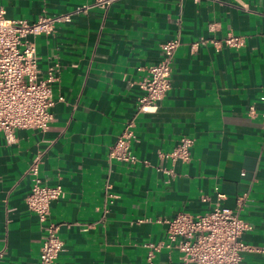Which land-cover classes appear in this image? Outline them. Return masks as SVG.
Masks as SVG:
<instances>
[{
  "label": "crops",
  "instance_id": "obj_1",
  "mask_svg": "<svg viewBox=\"0 0 264 264\" xmlns=\"http://www.w3.org/2000/svg\"><path fill=\"white\" fill-rule=\"evenodd\" d=\"M92 1L0 6L7 18L32 21ZM178 30L170 89L155 112L136 114L140 67L156 63L160 44ZM227 33L244 44L191 47ZM34 40L39 76L56 68L53 120L45 132L17 129L10 143L0 132V264L37 262L42 232L25 196L38 154L42 182L64 191L50 204L64 242L54 264H148L142 243L167 242L157 220L210 210L216 186L230 208L246 194L240 216L252 228L241 239L252 249L240 264H264V0H114ZM131 118L140 161L109 162L108 147ZM181 136L194 140L190 160L161 159L158 151ZM153 264H181L180 254L163 245Z\"/></svg>",
  "mask_w": 264,
  "mask_h": 264
},
{
  "label": "built area",
  "instance_id": "obj_2",
  "mask_svg": "<svg viewBox=\"0 0 264 264\" xmlns=\"http://www.w3.org/2000/svg\"><path fill=\"white\" fill-rule=\"evenodd\" d=\"M113 1L94 0L77 5L68 12L41 15L32 21L7 18L5 10L0 6V132L7 143L15 140L17 129L45 132L53 120L54 98L51 85L57 78L56 68H49L44 77L39 76L35 37L51 35L57 24L70 22L73 16L86 13L94 7L106 9ZM214 28V23L209 24V30ZM206 42L217 49L221 44L239 48L244 44V36L227 33L221 39L201 37L191 47L196 48ZM179 44L178 30L172 38L160 44L161 57L156 63L140 67L144 74L136 82L140 89L136 114L155 112L159 101L170 89L172 62ZM58 99L63 98L59 96ZM134 125V119L128 120L108 147L109 162L135 164L140 161L131 150L136 137ZM193 143L192 137L181 136L170 151H158V156L171 162H187L191 157ZM40 158L41 154L35 156L27 168L31 186L25 196V203L37 216L42 232L36 264H54L63 250L64 242L59 235V224L49 218L50 204L62 197L64 191L60 184L49 185L42 182L38 174ZM142 162L148 163L145 160ZM156 169L172 173L160 166ZM214 189L216 198L210 210L196 215L179 212L172 217L157 220L166 225L167 242L142 243L146 248L148 264H153L155 252L163 245L179 252L181 264H240L243 253L252 249L241 239L243 232L252 228V224L240 216L246 194L238 196L235 207L230 208L223 205L224 194L219 188L216 186Z\"/></svg>",
  "mask_w": 264,
  "mask_h": 264
}]
</instances>
